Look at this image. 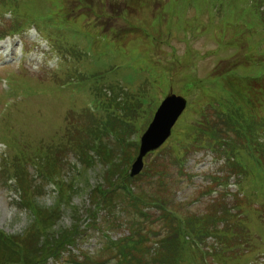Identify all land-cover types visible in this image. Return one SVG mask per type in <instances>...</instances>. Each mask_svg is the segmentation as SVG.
Instances as JSON below:
<instances>
[{
	"label": "rangeland",
	"instance_id": "1",
	"mask_svg": "<svg viewBox=\"0 0 264 264\" xmlns=\"http://www.w3.org/2000/svg\"><path fill=\"white\" fill-rule=\"evenodd\" d=\"M90 2L0 0L14 24L0 21L13 49L0 60V234L27 249L0 247V264H264V171L247 159L264 149V0H130L123 17L119 0H95L100 22ZM83 13L107 31L151 14L169 28L111 41ZM170 89L185 112L129 178Z\"/></svg>",
	"mask_w": 264,
	"mask_h": 264
},
{
	"label": "water",
	"instance_id": "2",
	"mask_svg": "<svg viewBox=\"0 0 264 264\" xmlns=\"http://www.w3.org/2000/svg\"><path fill=\"white\" fill-rule=\"evenodd\" d=\"M186 107V101L169 95L158 108L152 123L141 137L138 156L131 167L130 176L138 175L143 167V157L158 149L170 136L171 129Z\"/></svg>",
	"mask_w": 264,
	"mask_h": 264
},
{
	"label": "trees",
	"instance_id": "3",
	"mask_svg": "<svg viewBox=\"0 0 264 264\" xmlns=\"http://www.w3.org/2000/svg\"><path fill=\"white\" fill-rule=\"evenodd\" d=\"M120 148H121V146L120 145H118ZM102 147V145L100 146V148H99V151H98V154L99 153H102L101 151H103L104 150V148L102 149L101 148ZM122 149V148H121ZM107 153H109V150H108V152ZM102 154V155H99V157H107V155H109V154ZM128 198L130 197V198H133L134 196L132 195V194H129V193H126L125 194ZM167 204H168V202H167ZM162 206H163V212H164V215H165V220H170V218L169 217H171V216H168V215H170V212H172L173 213V210L170 208V207H168L167 205H165V203H164V205L162 204ZM109 207V206H108ZM125 208V207H124ZM126 209H128V208H125L124 209V211H126ZM128 214H130L129 216L130 217H132V214L133 213H130V212H127ZM166 213H168V215L166 214ZM131 219V218H130ZM171 219H173L172 217H171ZM174 220V219H173ZM171 221V220H170ZM186 221V220H185ZM130 222H133L132 220H130ZM187 222V221H186ZM171 223V222H170ZM111 227H115V225H112ZM175 228V227H174ZM176 229V228H175ZM174 238V237H173ZM173 238H172V240H173ZM67 239V236H65L64 237V240H66ZM151 239V238H150ZM149 239H148V236H147V239H146V242L148 241ZM13 242V243H12ZM126 242V244L125 245H120V246H118L117 247V250H118V252L119 251H121V250H124V247L125 246H127V245H133V242H132V240H126L125 241ZM162 241L160 240V239H158L157 238V243H161ZM169 243L170 242H164L163 244H164V246L166 247L167 245H169ZM10 244H14V246L15 245H18V247L20 248V250H21V253H22V251H23V254L26 256V252H27V249H25L24 247H23V244H24V242H22V243H17V241L15 242L12 238H8V237H5L4 235H1L0 234V247L2 248L3 246H5L4 248H2L3 250H5L6 252L7 251H10ZM63 244H65L64 242H63ZM61 247H62V245H61ZM111 246H109L108 244L107 245H105V247L101 250V252H100V254H102V255H106L107 256V258L109 257V255L111 256V255H113L114 254V251H113V249L112 248H110ZM116 248V247H115ZM39 252H43V250L42 249H40V250H38L36 247H34V249H33V251L30 253V255L29 256H31V257H34L35 255H38L39 254ZM173 252V251H172ZM43 255L41 256L42 258L47 254V253H42ZM55 254V252H51L50 254H48V255H46L45 256V258L46 257H49V256H51V255H54ZM170 254H173V253H170ZM146 256V255H145ZM111 257H113V256H111ZM111 257H110V259H111ZM168 257H170L169 255H168ZM26 258V257H25ZM30 258V257H29ZM106 259V258H105ZM174 260V254H173V257H170V260L166 263V264H170L172 261Z\"/></svg>",
	"mask_w": 264,
	"mask_h": 264
},
{
	"label": "bare ground",
	"instance_id": "4",
	"mask_svg": "<svg viewBox=\"0 0 264 264\" xmlns=\"http://www.w3.org/2000/svg\"><path fill=\"white\" fill-rule=\"evenodd\" d=\"M5 52H7V56L10 57V61L12 60L11 56L13 54V49H12V46H11V41L8 39L6 40L5 42H0V59L1 58H4L6 55H5ZM32 63H34L35 61L33 59H30ZM9 61V60H7Z\"/></svg>",
	"mask_w": 264,
	"mask_h": 264
}]
</instances>
